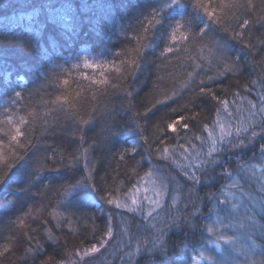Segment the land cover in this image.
<instances>
[{
  "label": "trees",
  "instance_id": "16d2710c",
  "mask_svg": "<svg viewBox=\"0 0 264 264\" xmlns=\"http://www.w3.org/2000/svg\"><path fill=\"white\" fill-rule=\"evenodd\" d=\"M261 97L264 0H0V264L99 246L154 159L203 155L223 115L248 133Z\"/></svg>",
  "mask_w": 264,
  "mask_h": 264
},
{
  "label": "rangeland",
  "instance_id": "374dc122",
  "mask_svg": "<svg viewBox=\"0 0 264 264\" xmlns=\"http://www.w3.org/2000/svg\"><path fill=\"white\" fill-rule=\"evenodd\" d=\"M250 127L239 133L223 115L203 155L177 154V167L154 159L110 208L108 234L98 251L64 264H262L264 246L257 238L259 214L264 215V123ZM226 138V145L212 151L216 140ZM200 182L209 189L202 199L196 193ZM173 230L186 246L169 256L166 242Z\"/></svg>",
  "mask_w": 264,
  "mask_h": 264
},
{
  "label": "snow or ice",
  "instance_id": "6c2138e0",
  "mask_svg": "<svg viewBox=\"0 0 264 264\" xmlns=\"http://www.w3.org/2000/svg\"><path fill=\"white\" fill-rule=\"evenodd\" d=\"M198 6H199V7H202V8L204 9L206 15H207L209 18H212V17L214 16V10H210L211 5H204L203 3L198 2ZM151 23H152V20L149 19V24H151ZM245 23H247V21H245ZM180 27H181V25H180L179 23H177V24H176V27L172 30V36H171V39H172V40L175 41V40L177 39V35H176V33H177V31H178V29H179ZM201 32H203V29H201ZM181 38H183V36H181ZM165 51H166V52H170V51H172V49H171V48H166ZM85 66H86V67H91V65H87V64H86ZM201 91L203 92L204 89H201ZM261 100L264 101V97H261ZM261 111H264V108H261ZM168 127H169V129H171L172 131H175V130H176L173 124H169ZM184 127L187 128L188 125L185 124ZM238 131H239V130H238ZM17 135H19V133H17ZM16 138H17V136H15V135L12 137L13 140H15ZM214 150H215V149L213 148L212 151H214ZM108 203L111 204L112 201L109 200ZM133 203H135V201H133ZM117 207H119V205H117ZM210 231H211V229H210ZM97 251H98V249H97L96 245H92V246H91V249H90V252H97Z\"/></svg>",
  "mask_w": 264,
  "mask_h": 264
},
{
  "label": "bare ground",
  "instance_id": "6f19581e",
  "mask_svg": "<svg viewBox=\"0 0 264 264\" xmlns=\"http://www.w3.org/2000/svg\"><path fill=\"white\" fill-rule=\"evenodd\" d=\"M43 5L46 7V8H49L50 7V4L49 3H46L44 2ZM51 12V11H50ZM54 13V12H53ZM54 15V14H53ZM239 133H246V132H242V131H239ZM185 231V228H180V232H184ZM173 233H171L169 236H172ZM142 237V241H145L146 239V236L145 234L141 235ZM172 243H170V249H171V253L172 255L171 256H175L178 254V250L182 247V246H186V243L183 242L182 240H180L179 238L177 237H174L172 240H171Z\"/></svg>",
  "mask_w": 264,
  "mask_h": 264
}]
</instances>
